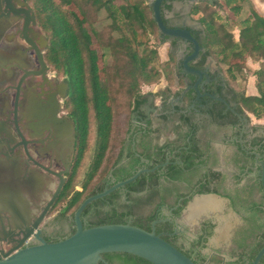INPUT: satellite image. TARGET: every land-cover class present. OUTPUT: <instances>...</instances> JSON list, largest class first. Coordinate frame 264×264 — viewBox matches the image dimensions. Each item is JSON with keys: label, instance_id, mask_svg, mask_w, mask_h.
Masks as SVG:
<instances>
[{"label": "flooded vegetation", "instance_id": "1", "mask_svg": "<svg viewBox=\"0 0 264 264\" xmlns=\"http://www.w3.org/2000/svg\"><path fill=\"white\" fill-rule=\"evenodd\" d=\"M10 2L16 11L25 7L31 9L25 0ZM148 3L151 5L149 0ZM223 5L224 0L161 2V17L166 27L188 31L198 48L194 41L159 34L165 41L167 59L169 54L175 56L174 63L170 64L172 75L157 91L144 92V101L131 115L126 158L121 165L128 170L134 164L139 170L149 169L152 164L145 156L154 157L161 150L167 161L157 166L165 168L174 158L171 163L179 166L178 178L174 180L165 171L160 172V194L165 191L171 198L185 195L190 201L196 196L217 195L228 202L230 212L238 216L245 227L235 236L239 252L234 260L227 262L222 258L221 264H249L247 256L239 261V255L248 254L264 231V128L251 124L249 115L252 114L241 104L242 92L223 70L224 65L215 57L214 48L207 46L204 23L207 16L211 20L212 17L225 18L229 12L224 11ZM24 19L22 13L7 7L6 0H0V122L4 125L0 135L1 158L10 167L7 171L3 168L1 175L3 181L9 177L12 192L26 206L28 221L20 225L23 231L34 228L60 187L35 229V232L40 231L41 238L53 243L72 236L76 230L74 217L64 214L68 203L62 210L55 212V209L61 202L58 200L61 190L77 164L79 133L66 109L69 83L49 70L45 51L42 53L45 68L42 67L37 50L24 39ZM28 34L35 38L40 50L38 24L30 23ZM194 54L196 57L190 59ZM186 61L190 71L185 68ZM190 147L196 151L191 152ZM130 149L140 158L138 162L128 155ZM184 150L193 157L194 164L190 168L183 165ZM231 181L235 189L223 187L225 182ZM111 182L114 180L110 177L106 186ZM75 188L79 191L82 187L76 185ZM199 190L209 192L198 193ZM148 191L145 189L132 196L144 197ZM253 192L260 195L259 202L251 200ZM126 196L123 191L119 198L124 200ZM117 203L121 205V201ZM255 205L263 211L253 210ZM101 210H107L106 206ZM171 211L160 208L159 213L165 219L159 220L172 223L180 250L197 264H218L217 254L212 250L205 254L204 249L224 219L206 216L200 221V233L193 238L179 222L183 211L177 218L172 217ZM3 214L8 235L2 237L0 251L8 252L23 240L24 233L15 229L9 213ZM81 221L83 223L82 214ZM247 226L253 233L252 245L246 244ZM36 244L38 241L33 234L25 241V246Z\"/></svg>", "mask_w": 264, "mask_h": 264}, {"label": "trees", "instance_id": "2", "mask_svg": "<svg viewBox=\"0 0 264 264\" xmlns=\"http://www.w3.org/2000/svg\"><path fill=\"white\" fill-rule=\"evenodd\" d=\"M25 1L48 41L44 58L49 70L67 80L70 86L66 109L77 124L78 157L58 200L62 205L68 203L64 214L74 217L87 198L132 177L139 170L135 164L128 170L121 163L126 158L131 115L145 99L142 87L156 84L163 77L158 45L165 41L159 36L148 0ZM246 2L250 4L247 16L236 20L241 17ZM223 9L231 16L212 17V20L207 16L204 23L207 46L214 48L215 57L226 66L231 80L243 74L248 58L259 62L255 72L256 94L248 96L242 91L241 104L254 117L264 119V16L249 0H224ZM174 61L175 56L169 54L164 64L171 67ZM189 150L196 151L193 147ZM191 152L184 150L181 154L187 168L194 164ZM128 155L135 163L140 159L131 149ZM89 156L88 169L78 191L75 186ZM145 157L152 164L148 167L150 170L167 161L162 150L154 157ZM173 161L171 158L165 168L161 166L144 173L126 187L88 205L82 213L84 228L130 223L151 231L153 222L165 219L159 213L163 207L172 210V217H180L191 199L185 195L171 198L165 191L160 194L162 190L158 187L160 172L165 171L171 179L178 178L179 166L172 164ZM110 177L114 182L106 186ZM145 189L149 191L144 197L132 196ZM123 191L127 196L121 200ZM117 200L121 201L120 206ZM104 206L107 210H101ZM252 209L263 211L258 205ZM155 230L180 250L171 222H161ZM263 246L264 231L248 254L239 255V261L247 256L252 264ZM103 259L108 264H151L126 253H107ZM260 264H264V258Z\"/></svg>", "mask_w": 264, "mask_h": 264}, {"label": "water", "instance_id": "3", "mask_svg": "<svg viewBox=\"0 0 264 264\" xmlns=\"http://www.w3.org/2000/svg\"><path fill=\"white\" fill-rule=\"evenodd\" d=\"M149 1L151 2L154 21L158 26L161 36L179 37L195 42L188 31L169 29L163 23L160 5L161 2L165 0ZM6 2L7 7L10 8L11 11L18 14L22 13L24 15V39L37 50L41 65L45 68L42 53L46 50L48 41L40 30L39 40H37L41 48L39 50L35 38L28 34L30 23H34L35 25L38 24L32 10L29 7H25L24 9L16 11L10 0H6ZM22 4L27 6L25 2H22ZM196 46L198 48L197 43ZM195 57L196 54L190 59ZM188 61L185 62V68L187 71H190L187 66ZM151 98L152 97L150 96V99ZM3 130L4 125L0 122V135ZM2 148L3 143L0 140V241L3 240L2 237L8 235L3 213H9L11 216L10 219L15 223V229L21 231V233L23 232L24 236L23 240L19 241L15 248L8 252H4L3 250L0 251V264H99L100 262L108 264L103 259V255L107 253H126L142 258L151 264H197L192 258L186 256L176 247L164 240L161 234H156L155 226L164 220L153 222L151 231L133 226L130 223L108 224L84 228V224L81 221V214L88 205L99 199L105 198L118 189L126 187V185L136 181L140 175L155 171L161 166H156L151 170L140 169L132 177L122 182L115 183L103 192L87 198L74 213V221L76 224L75 233L64 240L48 243L40 237V231L35 232V229H37L39 220L43 217L56 198L60 187L53 195V199L47 204L44 213L36 222L34 228L23 231L20 225H23L28 221V212L21 199L17 197V194L12 192L9 177L7 181H3L2 179V169L4 168L6 171L8 169L10 170V167L2 161ZM162 167H164V165H162ZM210 198L220 199L217 195H202L194 197L183 211L182 218H184L185 215L190 214L191 211L193 213H201L209 209L206 203L201 205L200 202H206V199L211 200ZM12 234L14 233H10V236H12ZM32 234L35 239H37L38 244L34 246H25L26 239ZM263 258L264 247L258 252L252 264H260Z\"/></svg>", "mask_w": 264, "mask_h": 264}, {"label": "rangeland", "instance_id": "4", "mask_svg": "<svg viewBox=\"0 0 264 264\" xmlns=\"http://www.w3.org/2000/svg\"><path fill=\"white\" fill-rule=\"evenodd\" d=\"M256 2H257L256 4H258V7L264 11V0H257ZM249 6H250L249 2H246L244 4V10L242 12V15L241 17H237L236 20L244 19L247 16L249 12V8H250ZM226 15L231 16L230 13ZM86 28L89 29L88 27ZM235 34L237 35V32H235ZM158 50H159L160 58H161L160 68L163 71V77L156 84H153L150 86H143L142 87L143 93L157 91L160 88L161 84L166 85L167 81L170 80V77H171L170 75H172L171 70L169 69L170 67L164 64L167 61V51H166L165 46L163 44H161L160 46L158 45ZM259 67H260L259 62L255 61L252 58H248L247 66L243 74L239 75L236 80H232L233 85L238 89V91L240 92L244 91L245 94L248 96L256 94L255 72L256 70L259 69ZM223 68H224L223 70H225L226 72L225 65L223 66ZM249 116H250L249 118H250L251 124L253 126H257L258 128H264V119H259L252 115H249ZM89 162H90V156L87 158L85 162L84 169L82 167L80 171V174H79L80 176H79L78 183H77L79 187H81L83 183V177H84L83 175L88 169ZM234 184L235 183L233 181L225 182L223 187H227L229 189L231 188L235 189L236 187ZM242 184L250 185L251 183L243 182ZM181 188H183V186H181ZM251 200L259 202L261 200L260 195L257 192H253ZM205 203L207 204V207L209 209L203 211V213H200V212L193 213L191 211L190 214H187L184 216V218H181L179 222L183 224L184 229L188 230V233L191 237L196 238L198 234L200 233L199 231L200 221L204 219L206 215H208V217L210 218H214V217L223 218L224 221H222L221 224L216 228L215 232L212 233L206 245V249H204V253L207 254L211 250L214 251L217 254L215 257L219 261L218 264H221L222 258H225L227 262H231L232 260H234V255L236 254V252H239V249H238L239 247L237 245V242L235 241L236 240L235 236H237L239 231L242 230L245 227V225L238 216L230 212L231 209L229 207L228 202H224L223 199H218V198L211 199V200L206 199ZM212 203L217 204V205H213L210 207ZM64 207H65V203L63 205L60 204L55 209V212H57L58 210H62ZM247 234H248V240L246 244L252 245L254 242V238H252L253 233H251V230L248 226H247Z\"/></svg>", "mask_w": 264, "mask_h": 264}, {"label": "crops", "instance_id": "5", "mask_svg": "<svg viewBox=\"0 0 264 264\" xmlns=\"http://www.w3.org/2000/svg\"><path fill=\"white\" fill-rule=\"evenodd\" d=\"M249 1H251V3H253L254 4V6H255V8L257 9V11L261 14V15H263L264 16V11L261 9V8H259L258 7V4H256L257 2V0H249ZM211 212H213V211H211ZM201 213H203V212H201ZM207 217H208V215H206Z\"/></svg>", "mask_w": 264, "mask_h": 264}, {"label": "bare ground", "instance_id": "6", "mask_svg": "<svg viewBox=\"0 0 264 264\" xmlns=\"http://www.w3.org/2000/svg\"><path fill=\"white\" fill-rule=\"evenodd\" d=\"M204 203H205L204 201L200 202L201 205H203ZM213 205H217V204L212 203V204L210 205V207L213 206Z\"/></svg>", "mask_w": 264, "mask_h": 264}]
</instances>
